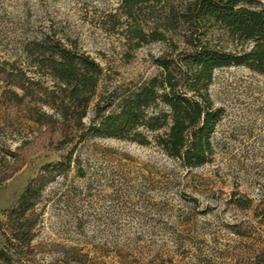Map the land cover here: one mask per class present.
I'll return each instance as SVG.
<instances>
[{"label": "rangeland", "instance_id": "374dc122", "mask_svg": "<svg viewBox=\"0 0 264 264\" xmlns=\"http://www.w3.org/2000/svg\"><path fill=\"white\" fill-rule=\"evenodd\" d=\"M169 14L156 1L129 11L122 0H0V63L32 76L23 48L46 36L87 54L103 69L83 120L88 126L101 96L110 101L157 75V58L190 50L183 42L188 27L169 28ZM153 32L163 39L151 40ZM209 41L225 46L218 36ZM35 79L39 93L54 86ZM7 89L0 79V170L15 159L23 166L0 186V222L40 168L63 161L76 142L55 147L56 124L47 127L53 119L42 115L53 111L35 101L14 108ZM209 94L223 109L211 162L185 168L154 147L87 138L70 169L43 188L30 247L14 264H236L238 254L257 249L264 238L254 216L264 204V74L217 69ZM27 107L42 123L29 119ZM237 198L248 207H238Z\"/></svg>", "mask_w": 264, "mask_h": 264}, {"label": "trees", "instance_id": "16d2710c", "mask_svg": "<svg viewBox=\"0 0 264 264\" xmlns=\"http://www.w3.org/2000/svg\"><path fill=\"white\" fill-rule=\"evenodd\" d=\"M122 1L129 11L144 2H162L170 11L166 19L169 28L172 23L188 27L183 42L190 50L157 58L155 63L160 68L157 75L133 89L115 94L110 101L101 96L95 104L96 121L88 126L83 120L103 69L87 54L46 36L28 42L23 48L32 76L25 70L0 63V79L10 87L4 93H11L12 98L7 99L12 106L25 107L34 101L47 106L53 114L42 115L53 119L47 127L56 124L53 131L59 137L55 147L60 149L76 140L63 161L40 168L28 181L17 204L6 212L5 220L0 222L3 239L0 264H14L30 247L38 219L35 209L43 188L55 175L70 169L72 155L84 140L99 137L154 147L182 167H200L213 159L212 136L223 116V109L214 106L209 94L214 71L244 67L264 74V4L259 1ZM174 3L178 4V9ZM150 36L151 40L163 39L157 32ZM215 36L220 37L225 46L211 44L209 39ZM138 37L145 39L142 33ZM35 76L51 79L54 86L39 93ZM111 105H116V109L106 113V108ZM27 109L30 120L42 123L39 114ZM22 166L23 163L15 159L10 166L0 170V186ZM234 203L247 208L249 200L237 198ZM256 212L254 216L263 224L264 204L257 207ZM235 261L236 264H264V238L257 249L246 255L238 254Z\"/></svg>", "mask_w": 264, "mask_h": 264}]
</instances>
